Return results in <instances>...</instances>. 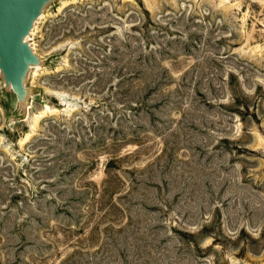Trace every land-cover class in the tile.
I'll use <instances>...</instances> for the list:
<instances>
[{"label":"rangeland","instance_id":"obj_1","mask_svg":"<svg viewBox=\"0 0 264 264\" xmlns=\"http://www.w3.org/2000/svg\"><path fill=\"white\" fill-rule=\"evenodd\" d=\"M0 77V264H264V0H54Z\"/></svg>","mask_w":264,"mask_h":264},{"label":"water","instance_id":"obj_2","mask_svg":"<svg viewBox=\"0 0 264 264\" xmlns=\"http://www.w3.org/2000/svg\"><path fill=\"white\" fill-rule=\"evenodd\" d=\"M54 0H0V77L5 89H11L17 103L27 105L26 86L32 67L41 58L27 37L44 9Z\"/></svg>","mask_w":264,"mask_h":264}]
</instances>
